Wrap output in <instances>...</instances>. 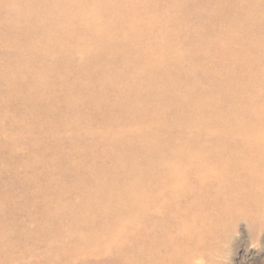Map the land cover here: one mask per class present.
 <instances>
[{
	"label": "rangeland",
	"instance_id": "1",
	"mask_svg": "<svg viewBox=\"0 0 264 264\" xmlns=\"http://www.w3.org/2000/svg\"><path fill=\"white\" fill-rule=\"evenodd\" d=\"M0 264H264V0H0Z\"/></svg>",
	"mask_w": 264,
	"mask_h": 264
}]
</instances>
